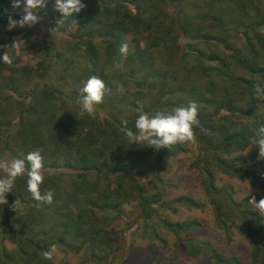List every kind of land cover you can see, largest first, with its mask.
<instances>
[{
  "label": "trees",
  "instance_id": "trees-1",
  "mask_svg": "<svg viewBox=\"0 0 264 264\" xmlns=\"http://www.w3.org/2000/svg\"><path fill=\"white\" fill-rule=\"evenodd\" d=\"M187 1L82 0L86 8L73 14L78 27L71 32L66 30V25L57 30L69 39L73 38L70 35L74 31H87L77 36V41L74 38L72 49L86 54L90 51L91 56L86 55L85 58L90 59L94 67L90 72L86 68L87 75H80L77 81L97 75L106 83L118 81L124 90H128L129 86L135 88V99L123 103L130 107L127 125L116 115L100 118L96 113L93 118L80 114L76 87L64 92L52 81L55 70L52 60L55 56L49 54L51 48L35 65L23 62L16 53L13 65L0 62V156L23 158L30 151L40 150L44 163V181L40 190L42 193L46 190L54 192L51 205L39 204L27 191V176L16 179L13 192L7 196L8 205H0V264H57L53 259L45 260L43 253L51 245L64 244L71 250L81 251L83 262L87 260L86 256L105 261L116 250L107 236L106 226L122 216L121 206L131 200L138 202L144 231L150 234L147 220L157 212L154 204L165 202L162 197L164 192H148L132 177L131 170L142 165L152 153L163 159L177 155L185 150L187 143L159 151L129 143L126 131L131 129L135 132L134 122L140 106L152 114L157 110L171 111L190 101L196 102L200 121V126L194 128L196 141L205 149L214 151L216 164L224 174L248 180L264 190V175L260 172V169L264 172V159H257L259 150L255 151L258 153L256 157L232 155V152L248 149L256 129L264 124V111L261 110L264 100L257 99L254 91L256 85L264 87V64H260L263 56L259 54L264 52V30H256L252 35L244 29L242 37L246 41L247 56L239 62L244 74L228 77L235 93L228 89L221 93L216 76L220 73L224 76L226 72L220 71L215 64L224 61V57L206 54L192 43L217 39V42L228 45L224 32L229 23L219 12L217 1L193 0L201 4L193 7L196 12L192 14V9L186 11ZM256 1L264 3V0ZM0 6L7 7L11 12V0H0ZM171 6L174 8L170 13L172 17L169 14ZM49 14L46 13V16ZM177 14H181L179 19L173 18ZM13 18L18 20L20 16L13 13ZM61 18L60 14L58 19ZM56 21L48 23L58 28ZM7 22V17L0 15V45L12 43L21 31L7 30ZM70 22L69 19L66 24ZM129 32L142 36L144 45L122 58L120 42ZM96 34L94 38L87 36ZM182 39L188 49L179 56V64L186 70L181 75L165 63V54L179 49ZM63 42L67 41L63 39ZM96 46L105 50L106 60L103 63ZM0 51L2 55L3 48ZM114 56H117L120 67L123 63L126 65L125 69L117 66L108 68L105 62ZM188 60L192 61L189 68L186 66ZM65 66L69 68L70 63L65 62ZM201 81L205 82L204 85ZM25 83L31 86L21 85ZM107 87L118 89L114 83ZM68 105H76L79 110L67 111ZM64 170L68 172L64 173ZM202 171L206 173L208 167ZM209 173V200L214 205L215 220L226 232L229 219L221 217L222 205L217 200L222 194L221 188ZM63 175L72 176L73 185L62 188L59 178ZM102 181H107V184L100 190L99 183ZM112 182L114 185L111 186ZM252 197L248 195L238 202L234 199L230 202L237 218L247 226L252 261L264 264V216L249 203ZM254 197L257 200L261 198ZM16 199L19 201L17 213L10 207ZM189 202L197 204L194 199ZM197 224L194 220L165 221L166 228L175 235L178 230L186 231ZM149 236L164 242L155 233ZM5 241L11 242L14 248L9 249ZM200 247L190 248L191 255L198 254ZM203 250L209 253L215 264H241L236 257L223 258L206 246Z\"/></svg>",
  "mask_w": 264,
  "mask_h": 264
},
{
  "label": "rangeland",
  "instance_id": "rangeland-1",
  "mask_svg": "<svg viewBox=\"0 0 264 264\" xmlns=\"http://www.w3.org/2000/svg\"><path fill=\"white\" fill-rule=\"evenodd\" d=\"M200 1L188 0L186 11L188 12L189 10L190 12L192 9L191 14L196 12L193 7L200 5ZM215 1L220 5L219 12L222 13L224 21L229 23V26L225 27L224 32L228 45L217 42L216 39L210 42L196 40L192 43V46L204 50L206 54L214 53L219 57H224V61L220 64L214 62L216 63L215 65L219 66L220 71L226 72L224 76L221 73L216 76V80L220 82L219 90L224 93L228 89L235 93L228 77L230 75L244 74L239 68V62L247 56L245 51L246 41L245 38L243 39L242 33L244 29L252 35L256 30H264V26H262V23H264V3H258L256 0L254 2L248 0ZM169 10V14H172L174 8L171 6ZM41 12L44 13L42 14ZM41 12L40 15L43 20L35 26L12 29L16 33L21 30L15 37L16 39L14 38L15 41H19V47L15 53L23 62L35 65L37 61L42 59V54L48 51V48H51L52 51L49 54L55 56L52 60V63H55L52 81L57 83L58 87H62L64 92L76 87L79 93V89L87 78L79 81L76 79L80 75H87L85 69L88 68L90 72L94 66L90 59L85 58L86 55L91 56L90 51L86 54L81 50L74 51L72 48L75 45L74 38L77 41V36L86 34L87 31L85 29L74 31L70 35L73 37L71 39L57 30L51 33L50 30L54 28L49 25L48 21L50 23L56 21L61 14L54 10V0H48L46 9H42ZM46 13L51 14L46 16ZM178 15L181 14H177L173 18L179 19ZM7 24L8 22L6 27ZM24 30L26 32L22 35ZM87 36L88 38H94L93 36H97V34ZM141 38L142 36L139 34L129 32L121 40L120 46L127 43L128 53H130L138 46L144 45ZM63 39L67 42H63ZM96 47L99 48L100 60L103 63L106 60L105 50L103 47ZM186 49H188L187 44L182 39L179 49L168 51L165 54V63L181 75L185 74L186 70L179 64V56ZM193 53H196V50H193ZM259 54L263 56L260 64H264V52ZM116 60L117 56H114L105 63L109 65L108 68L115 67L119 64ZM65 62L70 63L69 68L65 66ZM190 64H192V61L188 60L186 66L189 68ZM125 66L123 63L120 69H125ZM99 70L100 67L97 71ZM189 71L194 72L193 70ZM214 73L217 74L216 72ZM101 79L103 80V78ZM201 82L204 85L205 82ZM113 83L118 86V89H111L110 93L106 92L103 104L100 107L96 106V113L97 115L99 114L98 117L100 118L116 115L122 121H126L130 107L124 106L123 103L135 99L137 95L135 88L129 86L128 90L123 89V92H121L120 89L122 88H120L118 81L105 82L106 86ZM21 85L25 87L31 86V84L27 85L26 83ZM77 110H79L78 106L68 105L67 111ZM261 110L264 111V107ZM257 150H259L258 145H250L246 150L232 152V155L255 156L258 155L255 152ZM216 162L214 151L209 148L205 149L197 141L194 144L187 143L183 152L166 159L160 158L157 153L148 155L142 165L132 168L131 174L148 192L153 194L164 192L162 197L165 202L163 204H154L157 212L147 220L146 225L149 227L150 234L144 231L142 218L139 216L138 202L131 200L121 206L120 213L122 216L113 221L110 226H106L107 236L110 238V242H113L116 246V250L108 255L110 256L109 259L103 261L86 256L84 258H87V260L83 262V258L80 255L81 251L71 250L65 247L64 244L56 246L53 260L57 264L62 262L69 264H215L209 253L203 250V247L206 246L215 253L221 254L223 258L236 257L241 264H259L252 261V247L246 234L247 226L241 219L237 218L238 216L233 212V206L230 201L234 199L238 202L248 195L264 197V190L248 180L224 174ZM206 167L212 173L211 176L214 179V183L221 188L222 194L217 197V200L219 199L222 205L223 215L221 217H228L229 219L226 224V232L220 228L215 220L214 205L209 200L210 195L207 192V186L211 185L210 173L202 171ZM63 172L66 173L68 171L64 170ZM260 172L264 175L261 169ZM59 179V185L62 188L73 185L72 176L63 175ZM106 184L107 181L100 182V190L105 188ZM112 185H114L113 182L111 183ZM95 195L94 193L93 196ZM190 199H194L197 202L196 206L191 205ZM167 220L173 223L194 220L198 224L186 231L178 230L175 235L166 228L165 221ZM262 221L264 224V217ZM152 233H155L164 242L158 238H151L149 235H152ZM4 243L9 249L14 248L11 242L5 241ZM196 245H200L201 250L198 254L191 255L190 248Z\"/></svg>",
  "mask_w": 264,
  "mask_h": 264
},
{
  "label": "clouds",
  "instance_id": "clouds-1",
  "mask_svg": "<svg viewBox=\"0 0 264 264\" xmlns=\"http://www.w3.org/2000/svg\"><path fill=\"white\" fill-rule=\"evenodd\" d=\"M48 0H11V12L7 7H3L0 15L7 17V30L11 31L16 27H33L43 20L40 15L42 9L47 6ZM86 8V4L82 0H54V10L61 13L62 18L56 23L58 28L51 29L50 32L58 30L61 26L66 25V30L71 32L78 27L79 23L73 18L74 13H80ZM13 13L20 18L14 19ZM70 23H67L69 21ZM19 47V41H13L10 44L0 45L4 51L0 55V62L6 65H13L14 53ZM119 52L122 58L128 55V44L124 43L120 46ZM120 67V64L116 65ZM123 92V89H120ZM255 95L257 99L264 100V87L256 85ZM106 92L110 93L105 82L97 75H91L83 82V86L79 89V97L77 103L80 108V114H87L89 117H95L96 106L103 104ZM198 105L194 101H190L187 105H181L173 108L171 111L157 110L150 114L143 110L140 106L137 108V117L134 122L135 132L131 129L126 131V138L131 144L143 145L147 148L159 151L162 148L171 149L177 144L195 143L196 136L194 128L200 126L198 119ZM127 125V121L123 122ZM258 145L259 155L257 159H264V124L256 129L255 137L252 140V146ZM27 176V191L31 193L33 200L39 204L53 203L54 192L46 190L43 193L40 186L44 181V163L40 150L28 152L23 158L8 159L7 156H0V205H8L7 196L13 192L15 181L20 176ZM249 203L258 210L261 216H264V197L257 200L254 196ZM19 201L16 199L10 205L11 209L17 213V205ZM56 252V245H51L49 250L43 253L45 260H52Z\"/></svg>",
  "mask_w": 264,
  "mask_h": 264
}]
</instances>
